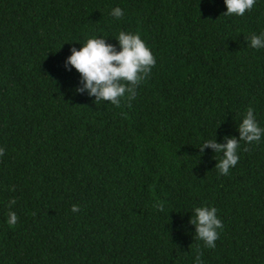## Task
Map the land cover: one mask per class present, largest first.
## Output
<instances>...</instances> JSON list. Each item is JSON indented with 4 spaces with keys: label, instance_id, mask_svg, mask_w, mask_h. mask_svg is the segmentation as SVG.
Here are the masks:
<instances>
[{
    "label": "trees",
    "instance_id": "obj_1",
    "mask_svg": "<svg viewBox=\"0 0 264 264\" xmlns=\"http://www.w3.org/2000/svg\"><path fill=\"white\" fill-rule=\"evenodd\" d=\"M225 12L224 0H0V264H193L197 248L203 264H264V139L241 142L228 175L199 149L238 139L249 106L264 128V49L247 42L264 0ZM121 30L156 63L117 107L76 91L65 61ZM208 205L215 248L190 223Z\"/></svg>",
    "mask_w": 264,
    "mask_h": 264
},
{
    "label": "clouds",
    "instance_id": "obj_2",
    "mask_svg": "<svg viewBox=\"0 0 264 264\" xmlns=\"http://www.w3.org/2000/svg\"><path fill=\"white\" fill-rule=\"evenodd\" d=\"M226 12L222 15L243 16L246 11H251L256 0H224ZM124 10L113 7L109 16L120 20L124 16ZM117 45L107 43L104 37L91 36L81 44L79 50L71 49V55L65 61V68H74L81 76L82 88L76 91H87L89 96H95L97 101H107L119 106L122 100L132 99L136 94V88L155 66V58L150 46L142 38L140 32L119 31L114 38ZM248 47L256 50L264 49V31L252 34L248 39ZM71 66V68H69ZM239 138L225 137L226 143H216L215 137L203 140L200 151L206 147L213 148L220 153V159L216 165L221 175H228L230 169L235 168L238 160L240 143L259 144L264 139V128L256 119L255 110L251 106L246 107L240 122L238 123ZM0 148V155L3 154ZM14 190V189H10ZM15 204L14 199H9L7 207ZM80 210L78 205H73L71 211ZM214 206H199L192 209L193 217L190 221L195 226V239L202 241L204 247L215 248V241L219 238L223 224L217 215ZM18 217L14 211H8L6 222L11 227L16 224ZM202 252L199 248L194 254L193 264H203Z\"/></svg>",
    "mask_w": 264,
    "mask_h": 264
}]
</instances>
